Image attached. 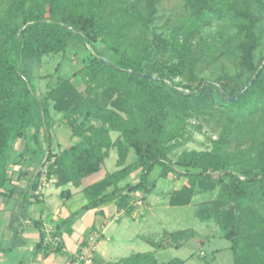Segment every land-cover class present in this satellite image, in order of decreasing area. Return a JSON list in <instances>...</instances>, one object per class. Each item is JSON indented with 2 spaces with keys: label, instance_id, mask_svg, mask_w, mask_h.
Masks as SVG:
<instances>
[{
  "label": "trees",
  "instance_id": "obj_1",
  "mask_svg": "<svg viewBox=\"0 0 264 264\" xmlns=\"http://www.w3.org/2000/svg\"><path fill=\"white\" fill-rule=\"evenodd\" d=\"M159 2L0 0V189L8 182V166L20 139L27 141L20 156H36L42 166L32 181L33 190L44 173L56 176L59 185H79L102 168L115 148L118 169L85 189L86 209L111 198L123 207L130 193H150L156 183L145 180L161 166L163 176L171 172L187 179L169 193L170 205H187L197 194L216 191L215 199L199 204L201 219L221 228L231 242L234 264H264V59L259 64L254 60L262 37L255 9L264 14V0H184L187 19L194 24L204 20L206 12L216 19L239 21L236 29L225 26L237 71L215 81L200 78L195 86L176 81L194 77L198 55L191 40L173 42L153 29ZM100 44H108L117 58L109 59ZM78 45L87 52L82 66L70 77L57 75L55 86L39 96L32 85L31 63ZM258 70L253 83L229 101ZM76 79L86 84L84 91ZM101 89L117 94L109 105L100 102ZM56 114L62 115V127L71 136L70 145L60 152L50 145ZM193 116H218L222 129L211 149H185L174 160L171 140ZM112 131L118 132L116 138ZM132 151L135 156L129 160ZM138 169L134 184L119 186ZM109 187L114 188L107 192ZM196 234L194 229L166 231L155 245L179 248ZM40 247L51 248L45 236ZM122 263L186 262L175 258L162 263L154 252H138Z\"/></svg>",
  "mask_w": 264,
  "mask_h": 264
},
{
  "label": "rangeland",
  "instance_id": "obj_2",
  "mask_svg": "<svg viewBox=\"0 0 264 264\" xmlns=\"http://www.w3.org/2000/svg\"><path fill=\"white\" fill-rule=\"evenodd\" d=\"M129 1L133 2L135 0ZM255 12L260 16L258 30L262 31L260 46L254 52L255 63L259 64L264 59V14L259 13L256 9ZM188 16L189 10L185 7L184 0H160L157 19L152 24L155 32L162 33L170 41L191 40L194 52L198 55L194 77L189 80L188 76H180L176 78V81H191V84L195 86L200 78L215 81L226 73L234 74L237 71L238 59L235 58L236 53L229 44V34L225 26L233 25L232 28L236 29L239 21L230 20L229 18L216 19L210 12H206L204 20L194 24L190 20L188 21ZM87 48L91 49V46L87 45ZM68 49L69 51L65 54L63 52L49 54L44 56L40 63H31L33 65L32 85L36 87L39 96L48 93L52 85L55 86L57 75L70 77L74 71L82 66V60L87 55L84 47L78 45L70 46ZM99 49L109 59L115 60L117 58V55L113 53L108 44H100ZM75 82L81 91L85 90V83L77 79ZM116 96V93L113 94L109 90L101 89L98 98L103 104L109 105ZM61 118V114L55 115L56 125L58 124L60 127H62ZM183 125L179 134L171 140L175 147L170 156L174 160L185 149H211L212 142L218 138L223 123L218 116L209 118L193 116L188 118ZM52 128L53 126H51L50 131ZM62 128L65 137L63 140L65 141L66 135H70V131L64 127ZM111 134L113 138H116L118 132L112 131ZM50 145L53 150H59L54 137H52ZM31 146H35L33 140ZM29 155L23 157L24 161L29 160L32 163L38 158ZM134 156L135 154L132 151L129 160H132ZM117 157V150L112 148L110 156L106 158L102 168L89 177L99 176V179H101L108 173L118 169L116 166ZM125 179L127 180L121 187L134 184L131 175ZM145 182H155L156 186L150 193L144 194L141 191L143 193L142 204L135 203V192L130 193L129 203L122 207L125 210L121 221H114L103 236L98 230L93 232L99 234L98 244L102 239L114 236L113 241H107L105 244L103 242L102 249H108L110 255L114 258L119 257L115 260L118 264H123L122 260L124 258L138 252H154L158 261L162 263L181 258L185 260V264H234V254L230 248L231 242L222 236V230L216 222L202 220L199 215V204L215 199L217 197L216 191L197 194L190 204L172 206L168 202L169 193L180 188L179 186L183 183L186 184V178L174 176L171 172L163 176L162 167L155 166L148 174ZM113 188L109 187L106 191L110 192ZM127 192V189H123L122 194H127ZM144 199L147 200L146 204ZM111 200H115V198L108 201ZM184 229H194L197 234L179 248L167 247L160 249L156 247L155 243L162 239L166 231L174 232ZM51 230L53 235L60 238L58 232Z\"/></svg>",
  "mask_w": 264,
  "mask_h": 264
},
{
  "label": "crops",
  "instance_id": "obj_3",
  "mask_svg": "<svg viewBox=\"0 0 264 264\" xmlns=\"http://www.w3.org/2000/svg\"><path fill=\"white\" fill-rule=\"evenodd\" d=\"M63 132L58 124L51 130L59 147L55 152L70 145L71 136L67 134L64 141ZM26 145L27 141L23 139L16 142L8 166V182L0 190V264H68L73 256L83 250L94 231L98 230L103 236L114 221H121L125 208L120 207L116 199L94 208H85L89 203L85 189L101 180L99 176H86L79 185L72 182L59 185L56 176L47 177L44 173L39 187L33 190L32 181L42 166L36 160L31 163L20 156ZM140 173L138 169L130 174L133 183L139 179ZM127 179L121 181L119 186ZM39 188L41 192L37 194ZM63 190L70 192L69 196L64 197L61 194ZM48 228L59 233L62 248L60 243L57 248L51 245H48L51 247L48 249L40 247ZM113 239L114 236L99 242L94 254L95 264H118L115 260L119 257L114 258L108 249H102L107 241Z\"/></svg>",
  "mask_w": 264,
  "mask_h": 264
},
{
  "label": "built area",
  "instance_id": "obj_4",
  "mask_svg": "<svg viewBox=\"0 0 264 264\" xmlns=\"http://www.w3.org/2000/svg\"><path fill=\"white\" fill-rule=\"evenodd\" d=\"M40 188L36 191L37 194H39ZM134 200L136 204H142L143 203V193L141 191H136L134 193ZM99 234L93 233L89 236L87 243L84 245L83 250L73 256L68 264H95V250L98 246L97 239ZM60 243V238L58 236L53 235V232L51 228H48L46 231L45 236V244L51 245L53 248L58 247Z\"/></svg>",
  "mask_w": 264,
  "mask_h": 264
},
{
  "label": "water",
  "instance_id": "obj_5",
  "mask_svg": "<svg viewBox=\"0 0 264 264\" xmlns=\"http://www.w3.org/2000/svg\"><path fill=\"white\" fill-rule=\"evenodd\" d=\"M108 62V64H110V65H113L111 62H109V61H107ZM261 69V67L259 68V70ZM259 70L257 71V73L254 75V77H253V79L247 84V85H245L240 91H239V93L237 94V95H235L234 97H228V100L229 101H231V102H233V101H235L248 87H249V85L250 84H252L253 83V81L256 79V77H257V74H258V72H259ZM206 85V82L203 84V86L201 87V88H203L204 86ZM200 88V89H201ZM199 89V90H200ZM198 91V90H197ZM197 91H194L193 93H195V92H197ZM225 95V94H224Z\"/></svg>",
  "mask_w": 264,
  "mask_h": 264
}]
</instances>
